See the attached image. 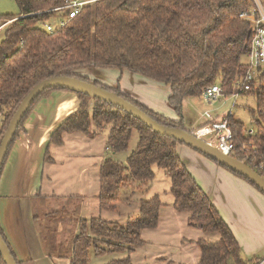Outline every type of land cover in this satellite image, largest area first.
<instances>
[{
	"label": "trees",
	"instance_id": "1",
	"mask_svg": "<svg viewBox=\"0 0 264 264\" xmlns=\"http://www.w3.org/2000/svg\"><path fill=\"white\" fill-rule=\"evenodd\" d=\"M15 2L19 12L1 16L4 22H11L0 37V140L29 90L52 76L92 81L139 107L159 124L185 129L182 107L186 98L199 97L204 88L214 84H219L227 96L235 90V82L245 70L251 26L241 14L249 12L251 0H96L53 32L45 28L51 15L44 11L62 5L64 0ZM30 12L39 14L25 15ZM92 68L127 70L163 83L169 91L167 104L176 118L148 108L123 93L119 85L111 87L99 79H91L87 70ZM56 89L68 90L48 88L32 102L9 145L0 174L27 117L42 98ZM75 93L79 106L54 128L48 144H62L64 133L80 132L89 137L105 133L108 152L99 169L100 209L115 210L125 183L132 181L136 183L135 189H142L154 179L157 167L170 181L172 207L189 214L188 225L219 235L215 241L204 238L195 241L200 250L197 264L257 263L258 257L248 258L242 253L230 227L183 163L177 152V140L156 133L117 106ZM256 108L260 115V120H256L259 131L256 138L264 142V95L258 97ZM226 119L241 146L244 124L232 115ZM134 130L138 141L123 164L111 154L128 149ZM49 157L46 149L44 159ZM234 157L257 171L255 164L243 155ZM221 166L262 193L242 175ZM162 205L160 196L153 195L140 200L137 213L129 215L124 224L100 218L78 219L77 234L69 246L45 241L51 255L66 258L69 264H91V254L112 252L126 255L104 264H133L130 253L143 243L140 232L158 225ZM0 234L17 264H22L15 258L1 228ZM0 264H5L1 256Z\"/></svg>",
	"mask_w": 264,
	"mask_h": 264
},
{
	"label": "crops",
	"instance_id": "2",
	"mask_svg": "<svg viewBox=\"0 0 264 264\" xmlns=\"http://www.w3.org/2000/svg\"><path fill=\"white\" fill-rule=\"evenodd\" d=\"M4 14L12 13L0 11V33L8 24L1 18ZM104 70L107 73L99 71V80L103 78L111 87L119 84L123 93L148 108L176 118L166 101L169 92L166 85L127 70ZM147 88H155L160 94L148 97ZM189 98L183 101L182 107L184 127L188 130L204 122L201 113L197 119L189 114L186 106ZM79 103L75 92L64 89L53 90L42 98L27 117L24 129L15 140L2 168L0 228L15 258L22 264H68V259L51 255L45 241L48 225H55L58 220L54 216L58 204L70 208L77 197V218L115 221L111 212H116L119 204L120 211L124 208V214H135L140 200L145 196L159 195L161 198L169 189L170 181L164 171L154 167L155 177L147 186L139 190L131 186L130 191L123 192L126 194L123 199L130 198L126 202L118 201L113 211L100 209L99 169L108 152L105 133L94 137L80 132L64 133L62 144H48L54 128L75 111ZM46 149L50 155L48 160L44 159ZM177 152L230 227L242 253L248 258H262L264 195L241 177L185 144L179 143ZM159 173L163 174L164 181L158 179ZM161 184L163 188L158 186ZM166 203L159 211L158 225L140 232L143 243L130 253L133 264H197L200 250L195 241L200 238L218 240L217 233H204L189 226V214L176 211L172 207V200ZM50 216H53L51 220L48 219ZM42 217L47 219L43 221ZM58 225L62 229L60 234L67 236L65 239L76 232V220L65 217ZM54 241L68 245L65 240L60 242L56 238Z\"/></svg>",
	"mask_w": 264,
	"mask_h": 264
},
{
	"label": "built area",
	"instance_id": "3",
	"mask_svg": "<svg viewBox=\"0 0 264 264\" xmlns=\"http://www.w3.org/2000/svg\"><path fill=\"white\" fill-rule=\"evenodd\" d=\"M94 1L96 0H64L62 5L45 10L44 12L49 13L51 18H57L56 24L45 23L46 30L53 32L60 29L69 19L76 16L85 5ZM36 14H39V12H30L25 15ZM241 17L248 19L251 29L249 49L244 58L245 70L236 80L235 90L225 96L223 88L219 84H214L204 88L201 93L203 99L208 103L224 98L222 100H231L232 106L229 108L228 113L223 114L221 118H218L219 113L214 114L213 110L202 112L201 117L204 122L195 128L194 133L200 137L214 133L217 144L209 142L210 144L232 157L235 154L243 155L245 160L255 164L254 166L257 169L255 171L264 179V142L260 138H256L259 133L257 121L255 120L254 125L251 126L244 125L240 132L244 140L239 146L236 133L227 124L226 119L227 116L232 115L233 106L239 96L254 94V91L257 97L264 95V0H251L249 12L242 13ZM9 22L11 20L7 23ZM259 116L258 114L260 120ZM256 264H264V256Z\"/></svg>",
	"mask_w": 264,
	"mask_h": 264
},
{
	"label": "water",
	"instance_id": "4",
	"mask_svg": "<svg viewBox=\"0 0 264 264\" xmlns=\"http://www.w3.org/2000/svg\"><path fill=\"white\" fill-rule=\"evenodd\" d=\"M62 87L73 92H79L86 94L90 97L103 100L114 106L119 107L128 114L132 115L136 119L140 120L147 127L159 133L174 138L181 144H185L192 149L198 151L204 156L210 158L216 163L223 165L232 171L242 175L251 183H253L264 194V179L250 166L244 162L238 160L235 157L224 154L216 149L212 144L202 139V137L195 134L188 129L168 127L159 124L152 119L146 112L139 107L130 103L123 97L117 95L115 92L108 91L100 86H96L92 81L81 80L71 76H52L44 79L34 85L26 96L22 99L19 106L13 113L5 132L0 140V170L7 154L10 143L16 133V130L25 115L30 108L32 102L36 97L42 93L45 89ZM0 256L5 264H17L16 260L12 256L8 245L3 240L0 234Z\"/></svg>",
	"mask_w": 264,
	"mask_h": 264
},
{
	"label": "rangeland",
	"instance_id": "5",
	"mask_svg": "<svg viewBox=\"0 0 264 264\" xmlns=\"http://www.w3.org/2000/svg\"><path fill=\"white\" fill-rule=\"evenodd\" d=\"M12 3V4H11ZM12 5H13V9H12ZM4 11V12H10L13 15L17 14L19 12L18 6L15 2V0H0V11ZM52 24H56L57 22V18L53 17L50 20ZM43 27V24L41 25ZM2 36V32L0 33V37ZM105 69V68H104ZM104 69H98V68H92L88 71L90 78H97V76L99 75V71L105 72L107 73L106 70ZM112 69V68H111ZM116 72H120V70L118 69H112ZM141 76V75H140ZM101 75L97 78L100 79ZM143 77V76H142ZM101 82L106 84V81L103 80V78H101L100 80ZM116 84V83H115ZM107 85V84H106ZM119 84H117L116 86H118ZM115 86V87H116ZM120 87V86H119ZM121 89V88H120ZM148 93V97L151 96H157L159 95V91L155 90V88L153 89H146ZM122 91V90H121ZM165 99V96H164ZM167 99V97H166ZM257 100L258 97L256 96V93L254 91V94H247V95H241L237 98L233 109H232V118L238 122L243 123L245 126H251L254 125L255 120L258 119V114H257ZM186 106H188V111L189 114L194 118L197 119L198 115L204 111H209V110H213V113H219L218 118H221V116L223 114H227L229 108L232 106V101L231 100H222L220 99L219 101L213 102V103H208L206 102L202 95H200L199 97H190L186 103ZM175 116H177L175 114ZM202 118V117H201ZM203 120V119H202ZM190 131L194 132V127L192 129H189ZM104 134V133H102ZM202 139L211 142L213 144H217V139L215 137V134H209V135H205L202 137ZM138 141V133L134 130L132 132L130 141H129V146L128 149L126 150V152H119L116 154H111L114 155V157L117 160H121L123 164H125V159L126 157L131 153L132 150L135 149L136 144ZM158 179H161L162 181H164L163 179V174L159 173L158 175ZM158 182V181H157ZM131 186L132 188H135L136 183H133L132 181H128L125 183L124 187L121 189L122 191L120 192V200L119 201H127V199H129L130 197L128 196L127 198L123 199L126 194L123 193L126 190L130 191L131 190ZM160 188L162 187L161 185H158ZM77 197L74 198L73 204L72 206H70V208H68L65 204L63 205L58 204L56 206V213L54 214V216H56L58 218V220H56V222L54 223L55 225H48L47 227V231L46 234L47 236H45L48 241L53 242L54 239L58 238L61 241L65 240V243H69L73 240L74 236L77 234V230H78V219L77 215H75V212L77 211V206L79 205V201L76 199ZM146 198V196L144 197ZM161 199H163V202L165 204H167L166 202H170L172 200V195L169 192V189L167 191V194H162ZM167 199V200H166ZM119 207H117V211L116 212H111L114 220L120 224H124L126 222V219L128 217V215L130 214H124V208H121V205H118ZM59 212V213H58ZM121 215V216H119ZM53 215V214H52ZM65 217L71 220H76V232L74 233V235H71L68 239H65L67 236H64L65 234L62 233L60 234V227H59V221L60 220H65ZM53 218V216L48 217L49 220H51ZM43 221H45V219H47L46 217H42ZM70 222V221H68ZM80 224V223H79ZM64 249V247L61 248V250ZM59 256V255H57ZM124 257V253L121 252H112V253H107L101 256H95L93 254L90 255V263L91 264H104L107 261L111 260V259H116V258H122ZM69 264V263H68Z\"/></svg>",
	"mask_w": 264,
	"mask_h": 264
}]
</instances>
